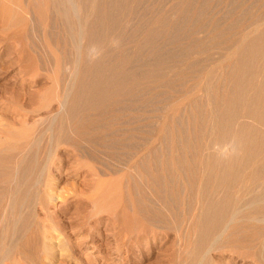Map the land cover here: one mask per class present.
<instances>
[{
    "label": "rangeland",
    "instance_id": "rangeland-1",
    "mask_svg": "<svg viewBox=\"0 0 264 264\" xmlns=\"http://www.w3.org/2000/svg\"><path fill=\"white\" fill-rule=\"evenodd\" d=\"M134 1H136V2H134ZM184 1H189V2H188V4L183 6V7H185L183 9V7H181V5ZM191 1L192 0H182V1L178 0V2H177V0H145V1H142V0H132V1L131 0H119V1L118 0H116V1L115 0H84V1L83 0H76V2L79 5V9H78L79 12H78V14H76L74 9L70 5V3L67 2V0H37V2L35 0H26V1L25 0H0V129L4 128L5 125L8 123L10 125H13V133H15V131H17L19 134H20V132L21 133L23 132V134L26 133V134L31 135L32 145L26 149L24 156L26 155V157H28L29 159H33V162L35 161L34 176H33V171H32V173H31L32 179L30 180V182H32V183L34 182L33 184L31 183L32 186H30V189L31 190L33 189V191H31L29 189L28 183L30 185V182L26 183L25 181H22V183H24V185L27 184V186H28L27 192L30 195H28L27 197L29 200L27 199L28 201H25L27 197L25 198L24 202H22V206H23V203H24V206L23 207L21 206L19 208L17 207L19 211L17 209H15V211H14V209H10V208H8V210L5 209L6 210L5 212H4V210H2L3 215L5 213V216H4L5 218H3L4 221H1V222H3V224L2 225L0 224V226H1L0 227V237H1L0 240H2V242H3V244H2L3 246L0 245V248H1V250L2 249L4 250V247H5L6 251L5 250L0 251V253L2 252L1 253L2 255L0 254V258H1L0 264H26V263L27 264H34V263L29 262L31 260L30 258L28 260L25 257L28 254V251H30L31 247H32L31 246L32 245V243H31L32 233H30L31 237L29 236V234H26V233H29V231L33 232L32 228H33V225L35 224L34 220H36V219L33 220L34 212H33V217H32L33 225H30L31 228L29 227V229H31L32 231L27 229L28 228L27 226H22L23 225L22 222H23V218H24L25 214L27 215V213H29V212L31 213L33 208L36 209L38 207L37 204H39L38 203L39 200L42 198L41 197L42 194L40 193L39 188L42 187L41 191H43L42 193H44V190H43L44 186L43 185L41 186L42 183L40 181H42L41 179L46 178L49 175L48 174L46 175V172H45L46 176H44V175L42 176L41 171H42L43 167H40V166H43L45 159H47L46 156H48L49 151L51 150L52 147L54 148V146L56 147L54 149H57L55 158H61L60 160H63L65 158L64 156H67V155H64V154H66V152H65L66 149H68L67 153H70V154H68V155H70L69 156V162L64 161L63 164H60L62 166H59L58 169L56 167V169H54L52 171L53 175L56 176V178H55V180H56L55 186L56 187H54V190H53L54 192L52 191L53 193L52 192H50V193L54 194L56 196V198L58 197V199L55 198V200H57V201L56 202L54 201V203H53L54 205H52L53 208L51 207V211H53L56 215V222L58 223V228L56 230H54L55 232L52 231L54 237L51 241H49L50 239L47 238L50 243L47 241V239H45V243L46 242L48 243V244L46 243V247L48 245L47 250L40 251L39 254H36V257L34 255L32 257V259L38 258L37 260H39V264H157V263L158 264H167L166 263L167 260H165V257H166L165 253L167 250L166 245L169 243L170 237L164 231H161V234H159V236L156 238H154V236H152L151 234L149 235L146 233L143 235H139L140 237L138 235L134 236V234H132L133 237H131L132 238V239H130L131 241L130 240L128 241V238H127L128 235L126 234V230L123 227V220L127 219L128 217L126 215L122 216L121 213L125 210L129 211L131 209L132 201L135 198L136 199L141 198V200L144 199L145 202H149L148 199L142 198L143 196L141 194H138V193L135 194L134 193V190L137 189L136 188V181H135V179H137V178H135V177H138V173H136L137 171H135L134 169L131 168V164L133 161H135V160L139 159L140 157L148 154V152L150 150L157 149V148L160 149L161 141L165 137L169 138V141L171 142V147H173V146L175 147L177 145L179 146L181 143H184L187 140V134L186 133L188 131L192 133L193 130H194L193 131L194 134L196 133V135H195L196 137H198V136L201 138L203 137V138H205L206 143L209 142L208 148H210L211 150L218 148V145L214 144V134L211 131V128L209 126L210 124H207L206 126H204L203 127L204 129L202 128L203 130H201L199 127H196L194 129L195 123H194V121H191V117L197 118L200 114H202L205 111V109H206V111H210L208 109L211 108L208 105V106H205L206 108L204 107L205 109L203 108V111H202L201 108L195 106V104H196L195 101H199L200 99L204 101V99H206L207 89L210 88L209 86H211V85L213 86V83H212L213 78H217L220 74H222L221 72H223V70L225 68L224 65L227 63V66H228V64L231 63V61L234 59L233 57H235L237 55V53L239 52V47L241 45H245L251 38L257 37V35H259V33L264 29V27H263L264 26V14H263L264 12H262L263 11L262 9H264L263 8L264 0H262V1L261 0H249V1L244 0V1H246L245 4L248 7H246L243 0H241L242 1L241 3L237 2L238 1L237 0L236 2H234V4L232 3V0H231L230 4H229L228 0H197L196 1L197 3L195 5H194V2L192 4ZM31 2H35V3H31ZM118 2L120 3L119 6L117 5V4H119ZM205 2H207V3L205 4ZM36 3H38L39 7L37 6ZM107 3H108V5H107ZM134 3H136V4L133 5ZM98 4H99V6H98ZM189 4H192L191 7ZM202 4H204V5H202ZM240 4L241 5L244 4V6H243L244 8L240 7L241 6ZM125 5H127V6H125ZM132 5L135 7H133ZM227 5H228V7H227ZM110 6H115V12H117L116 13V16H117L116 20L117 21L114 23V25H116L115 27H117V28L116 29L113 28L112 30H110L111 32H109V31L106 32L107 27L109 29L111 28L110 26H108V25H110V24H108L109 19L105 20L104 17H103L104 19L101 17L100 23H103L102 29L104 30V37L101 39L97 38V37L96 38L90 37L88 32H89L90 27L94 23V19H96L97 12H101V14H104V12L108 11ZM174 6H175V8H174ZM256 6H258L257 9L260 8V10L255 9ZM120 7H121V9H120ZM197 7L198 8L200 7L199 10H197L198 9ZM202 7H204L203 10H202ZM205 7L206 8L208 7V8L205 9ZM230 7H232V9ZM249 7H250V9L251 8H253V9L250 10ZM122 8H124V9H122ZM128 8H129V10H128ZM233 8H234L235 14H233V12H232ZM241 8L242 9L247 8V10L245 9L244 10L245 12L243 11L241 13V10H239ZM133 10H135V11H133ZM248 10H250V11H248ZM126 11H127V13H126ZM197 11H200V12L205 11V12H201V13L199 12L198 13ZM119 12H120V15H119ZM124 12H125V14H124ZM192 12H193V14H192ZM253 12H255V13H253ZM175 13L177 14V16ZM258 14H259L260 18L258 17ZM78 15H79L80 20L77 18ZM139 15H141L142 17ZM150 15H151V17H150ZM196 15H197V17H196ZM131 16H132V18H131ZM135 16H137V17L135 18ZM146 16H148V17H146ZM139 17L141 19L138 20ZM160 17H164L165 20H167V21H165L164 25L162 22L161 23L159 22ZM179 17H181V18H179ZM189 17H191V18H189ZM235 17H237V18H235ZM129 18H130V21H129ZM144 18H145V21H144ZM171 18H173V19H171ZM195 18L197 19V21L202 22V25H200V27L198 25L199 23H197ZM246 18H248V20H246ZM254 18H256V19H254ZM181 19H182V21H181ZM193 19H194V21H193ZM217 19H218V21L215 22ZM235 19H237V20L239 19V21H237ZM243 19L245 21H243ZM92 21H93V23H92ZM128 21H129V24H128ZM206 21H208V22H206ZM236 21L239 24V26L236 23ZM242 21L244 22L243 24H242ZM255 21H256V23H255ZM79 22L81 23L83 28L85 26L84 29L86 31L80 39L78 37H76V38L74 37V32L77 33L76 30L78 29ZM176 22L178 25L176 24ZM186 22H187V24H186ZM229 22L232 25L229 26V24H230ZM239 22H241V23H239ZM245 22L250 23V24H246ZM259 22H261V23H259ZM169 23L172 25L171 28L169 26L170 25ZM206 23H207V25H206ZM190 24L192 27H189ZM245 24H246V26H245ZM127 25H129V26H127ZM161 25H163V26H161ZM212 25H215L218 27H216V29H215V27ZM247 25L248 26L251 25V26H249L247 28ZM111 26H112V24H111ZM164 26H168V27H164ZM227 26L230 27V30H229V27H227ZM231 26H234V27H231ZM70 27H72V28H70ZM150 27H151V30H153L155 28V30L158 29L160 32L156 31V33H153L155 35H152ZM209 27H211V28H209ZM169 28L171 30H169ZM127 29H128L129 34H127ZM254 29H256V30H254ZM140 30H141V32L144 30L142 32V34H141ZM220 30H222V32L224 31L223 34ZM135 31H136V33H135ZM225 31H227V32L225 33ZM235 31L238 32L239 34L236 33ZM115 32H116V34H115ZM167 32L168 33L170 32L168 34V36H166ZM199 32H200V34H199ZM207 32L210 33L211 37L208 36L209 33H207ZM215 32H217V33H215ZM232 32H233V34H232ZM117 33H118V35H117ZM183 33H184V35H183ZM195 33H197V34L195 35ZM108 34H109V36H108ZM113 34H115V35L113 36ZM135 34H136V36L132 37ZM170 34L173 37L170 36ZM221 34H222V36H220ZM126 35H127V38H126ZM205 36H208V37H205ZM212 36H216V37H212ZM89 37H90V40H89ZM136 37H139V38H136ZM152 38H153L154 42H153ZM172 38H173V40H176V41L174 42L173 40H171ZM209 38H214V39H212V41L210 42L207 40ZM216 38L219 40H217ZM222 38L225 40L224 42L221 41ZM248 38H250V39L248 40ZM108 39H109V41H108ZM124 39H126V40H124ZM233 39L235 40L234 42H233ZM122 40H124V43H126V44H124L122 42ZM141 40L143 41V43H141L142 42ZM148 40H150L151 42ZM166 40H167V42H166ZM203 40H205V41H203ZM96 41L98 44L96 43ZM120 41L124 45H122ZM127 41H128V44H127ZM168 41H173V42L170 43ZM201 41H203V42H201ZM207 41H208V43H207ZM216 41H218V42L215 43ZM135 42H136V44H135ZM197 42H199V43H197ZM205 42H206L207 46L204 45ZM139 43L141 44V46H139ZM88 44H89V46H88ZM117 44H119L120 46L117 47ZM150 44H152V45H150ZM201 44H202V46H201ZM73 45H74V47H73ZM195 45H197V47ZM222 45H225V46H222ZM170 46H172L173 48ZM218 46H219V48H218ZM227 46H228V48H227ZM107 47H109V48H107ZM110 47H111V49H110ZM138 47H141V48H138ZM199 47L200 48L201 47L202 48L207 47V49L203 50L201 48L202 51L201 50L198 51L197 48L200 49ZM224 47H226V48H224ZM94 48H96V49H94ZM125 48L128 50H126ZM161 48H162V50H161ZM190 48H192V49H190ZM106 49H108V50H106ZM189 49L192 52H190ZM197 51L201 52V53H198ZM194 52H197V53H194ZM186 53H190V54L189 55L187 54V56H185ZM107 54L111 55V56H108L110 58V60L107 58V60L110 61L109 63L113 66H116L119 63L120 67L122 69H124V71L126 72L125 73L126 77H128L129 81L131 80V82L128 81V83H126L127 88H130V87H133V85L136 86L139 84L140 87H142V86L144 87L142 90V92H144V93L139 94L141 97V98H138L139 100L136 99V100H130L129 101V99L124 98L125 100L123 99V102L126 103V105H125L126 108H124V110L120 111L118 108L116 110V108L113 107L114 109L111 108V112L109 111V112L105 113V115H107V116H105L106 117L105 119H107L110 122H115L114 129L116 127L117 135L121 139L128 138L127 143L129 145L125 146V147L123 146L124 148L123 147L122 148H120V147L116 148L115 147L113 149L114 153L116 154V155L114 154L115 158L111 159V162H113V163L108 161L110 159L107 156L101 154L103 159L107 158L106 159L107 162H110L109 167H103V166L96 164V163L95 164L98 166L94 165V163H92L90 161V159H88L87 157H84L77 146H70V145L63 143L62 134L60 133V131L58 130L57 127H59V125L63 122V120L65 118L66 111L63 110V107L61 104L65 98L66 87H68L70 89L72 86V91L70 89V93L74 94L76 92L75 90H77L79 88V80L81 78H83V74H82L83 71L82 70L85 69V67L86 68H88V66L91 67L92 66L91 64H94V62H96L95 61L96 59L101 58ZM113 54H114V56H113ZM115 54H116V56H115ZM138 54H139V56H138ZM200 54H202V55H200ZM208 54H210V55H208ZM232 54L233 55L236 54V55L231 57ZM167 55H168V57H167ZM172 55L174 57L177 56V58H173ZM204 55H208V57L207 56L205 57ZM135 56H137V57H135ZM189 56H190V58H188L189 59L188 60L187 57H189ZM199 56H201V58L203 60L200 59ZM211 56H213V57H211ZM161 57H163V58H161ZM203 57H205L207 60H205V58H203ZM229 57H231L230 60L228 59ZM114 58L116 61L114 60ZM118 58H119V60H117ZM171 58H173V60ZM178 58H180V59H178ZM76 59L77 60L81 59L82 62H80V64L81 63L82 64L79 66L78 69H73V67L76 65V61H77ZM133 59H134V61H133ZM118 61H120V62H118ZM130 61H133V62H130ZM199 61H202V62H199ZM137 62H141L142 64L140 65V63H137ZM160 62H161V64H160ZM129 63L130 64L133 63L135 65L134 66L133 65L128 66V65H130ZM170 63L171 64L173 63V65H169ZM177 63H179V64H177ZM189 63L191 65H189ZM146 64H148V66ZM152 64H153V66H152ZM175 64H177V65H175ZM70 65H71V68H70ZM184 65H185V67H184ZM227 66H226V68H227ZM192 67H194V68L192 69ZM198 67H199V70H202V71H199ZM69 68L71 70H69ZM81 68H82V70H81ZM148 68L151 70H149ZM160 69H162V70H160ZM180 69H182V70L180 71ZM189 69H191L192 71H195V72H192L191 70H190L191 71L190 72ZM176 70H177V72H176ZM151 71H154L156 73L155 78L152 79V77L146 76L145 78L141 79V81H140L139 76H141V75L138 76L139 72L140 73L146 72L147 75H149V73ZM162 71H163V73H162ZM184 71L185 72L189 71L190 73H184ZM73 72L74 73L76 72L77 76L78 75L79 76L78 77L76 76V79L74 77V78H72V80H70ZM178 72L183 73V74L182 73L180 74L181 77L183 75H186L187 79L185 78V76H183L182 80L186 79V81H184V82H187V83H185L187 85L183 84L182 81L178 82L177 85H176V83H175V85H174V83H173V85H171L172 82L169 84L167 83V81L169 80L168 77H170V76L173 77L176 74H178ZM193 74H194V77H193ZM205 74H206V76H205ZM189 76H190V78H193V80L188 79ZM61 79H63V80H61ZM135 79L137 81H135ZM64 82H65V84H64ZM156 84H157V87H155ZM162 84H164L165 86L164 85L162 86ZM196 84H198V85H196ZM168 85L169 86L171 85L170 87H173V86L174 87L170 88ZM193 85H196V86H193ZM74 86H75V88H74ZM191 86H193V87L191 88ZM147 87H148V90H147ZM177 88H178V90H177ZM189 88H191V89H189ZM190 90H192V91H190ZM177 91H179V92H177ZM186 91H189V92H186ZM157 92H158V94H157ZM192 92H194V93H192ZM190 95H192V96H190ZM70 96H72V95L70 94ZM154 96H155V98H154ZM115 98H116V100L114 101V103H116V101H118V99H120V96L118 97V95H117V97H115ZM142 99H144V100H151L152 99L153 103L151 102L150 103L151 105L148 106L147 108H145L146 110H144V108L139 107V105L141 104L140 102H142L141 101ZM159 99H162V100H159ZM126 100H127V102H125ZM161 101L163 102V104ZM192 102H193V104H192ZM165 103H166V105H165ZM128 105H130V106H128ZM152 105L154 107L155 106L156 107L154 108ZM161 105H163V108ZM136 106L139 107L141 110L139 108H136ZM160 106H161V108H159ZM69 107H70V104L68 103L65 109L67 110ZM131 108H132V110H131ZM195 108H197V109H195ZM180 111L182 112V114H180L181 113ZM53 112L56 114V116L59 115V117H57L58 120L55 121L56 123L54 122L55 123L54 125L57 129V130L55 129V131H52L48 127L49 126L48 124H50V122H51L50 119L46 120V117H48L49 114H54ZM127 112H130V113H127ZM175 112L177 115L175 114ZM124 113H125V115H124ZM189 113H192V114H189ZM109 114H110V116H109ZM114 114H115V116H114ZM137 115H138V117H137ZM181 115H183L184 118L180 117ZM119 116H120V118H119ZM121 117H123V118H121ZM133 117H134V120H132ZM146 117H147V119H146ZM174 117H176V118H174ZM124 118H125V120H124ZM182 118H183V120H182ZM184 119H186V120H184ZM168 120L170 123L168 122ZM188 120L190 121L189 123H188ZM241 120L251 121L250 119L248 120L247 118H242ZM125 121H127V123ZM22 122L26 123V125L28 126V129H27L28 131L26 130V132H25V130H23V128L21 127ZM121 122L124 124H122ZM181 126L184 128V130H186L187 128L188 129L191 128V129L184 131V130H181L182 129ZM191 126H193V127H191ZM34 127H36V128H34ZM126 128H128L129 130L126 131ZM209 128H210V130H209ZM122 129H124V130H122ZM198 130H199V132H198ZM52 132H53V135H51ZM178 132H180V133H178ZM207 133H209V134H207ZM120 134H122V135H120ZM37 135L40 138L39 137L37 138ZM123 135L125 137H123ZM206 135H208V136H206ZM0 138H1V142L6 141L5 134L3 132H1V130H0ZM159 138H160V140H159ZM185 138H186V140H185ZM37 142H38V144H37ZM130 143L133 144V147H131L132 144L130 145ZM135 143H137V144L135 145ZM151 143H152V145L150 146L149 144H151ZM194 146H197V145L194 144L193 147ZM48 147H50V149ZM224 148H225V152H224L225 155H229L231 153V151H233V149H235V147L230 143L226 144V147H224ZM47 149H49V150L46 151ZM33 153L35 154L36 157H34ZM32 155H33V158H32ZM36 158H37V161H36ZM119 159H121V160H119ZM38 161H40V162H38ZM37 162L39 164H36ZM115 166H116V168H115ZM99 167L100 168L103 167L104 170L106 169V173L103 174L104 171H103V173H101L102 171L99 169ZM112 167H114V169H112L113 171L110 169ZM55 170H57V171H55ZM39 172H40V174H41L40 176H42V178L38 177ZM54 172H56V173L54 174ZM88 173H89V175H87ZM25 176H26V174H25ZM110 177L113 179V181ZM36 180H38L41 183L40 186H39V182ZM43 180H45V179H43ZM36 183H38V184H36ZM133 184H135V185H133ZM130 185H131V187H130ZM140 187H139V189H140ZM38 189H39V191H38ZM141 189H144V190L149 189L150 190L151 187H149V186L147 187V185H145V186L141 187ZM29 190H30V192H29ZM37 191L41 194L39 197H38L39 194L37 193ZM48 192H49V190H48ZM55 192H57L56 194H58L60 192L58 194L59 196H57L55 194ZM131 192H132V194H131ZM36 193H37V196L35 195ZM125 194L127 196H125ZM34 197H35V199H34ZM121 198H122V200H121ZM3 199H2V204H3V206H6L8 204L9 198L3 197ZM34 200H36L37 203ZM32 204H34L35 207ZM29 207L31 209H29ZM122 207L124 208V210L122 209ZM3 209H4V207H3ZM11 211H13V212H11ZM16 211H18L19 213L17 212L16 213L17 215L13 214ZM56 211L57 212L59 211V212L57 213ZM11 213L14 216L16 215L15 216L16 220L14 218H12L13 215H10ZM6 214H7V216H6ZM22 214H24V215L22 216ZM20 215L22 216V218L21 217L19 218ZM36 216L37 215H35V218H36ZM40 217H42V216H40ZM19 219H20V221L17 223V221ZM12 220H14L16 222L17 227L15 226L16 225L15 222H14L15 225L13 224V222H11ZM32 222H31V224H32ZM10 223H12V225ZM6 226H9V227L6 228ZM21 226L23 228H21ZM14 227H16V228H14ZM25 227L28 231H26L24 229ZM23 229H24V231H23ZM13 231L14 232L16 231V232L14 233ZM117 231L119 233L122 232L121 235L122 234H126V235H123L124 237H122ZM24 232H26V233H24ZM165 236H167V237H165ZM27 237H30V238H27ZM117 237L118 238L120 237V238L118 239ZM124 238H126V239L124 240ZM146 238L150 239V241ZM27 239H28V241H27ZM29 241L31 243L30 245H29ZM25 242L28 243L27 244L28 247L26 246ZM50 245L53 246V247H51L52 248L51 250H49ZM24 246H26V247H24ZM29 246H31V247H29ZM39 246L41 247V243ZM27 248L28 249L30 248V250H28ZM194 248L195 247H193V249H192L191 246H189V250H187V256H186L187 261L186 262H188L189 264L193 263V261L195 259V258H193V252H191L192 250H194ZM19 249L22 253L19 251ZM204 250L206 251V248H203L200 251V254L203 253V255L205 257V254H204L205 251ZM45 252L47 253V255H50L53 257H51V258H50V256L47 257ZM3 253H7V254H3ZM164 254H165V256H164ZM210 254L212 256H214V258H216V257H217V259L221 258V259H219V261H221V260H224L223 262L226 261L225 258L227 257L226 256L227 254L223 255L224 259L222 256L217 255V253H215L214 251L210 252ZM210 254H207L206 256L208 257ZM42 255L44 256V258L41 257ZM189 255H192L193 259ZM188 256L191 258L192 262H190L191 260L189 259ZM24 257H25V260L23 259ZM45 257H46V259H45ZM41 258L44 260H41ZM35 259H33V260H35ZM200 259L201 258H199L198 260H200ZM33 260H32V262H33ZM198 260L195 259V262L197 264H198V262H197ZM43 261H44V263H43ZM204 261H206L205 258L203 259V262ZM215 261H216V259H215ZM195 262L193 264H195ZM241 263H242L241 260L236 259L231 264H241ZM242 264H245V262H243ZM247 264H253V263L249 262Z\"/></svg>",
    "mask_w": 264,
    "mask_h": 264
},
{
    "label": "bare ground",
    "instance_id": "bare-ground-1",
    "mask_svg": "<svg viewBox=\"0 0 264 264\" xmlns=\"http://www.w3.org/2000/svg\"><path fill=\"white\" fill-rule=\"evenodd\" d=\"M35 1L37 2V0H35ZM142 1H145V0H142ZM196 1L197 0H194V1L192 0L191 3L193 4V2H194V5H195L197 3ZM228 1L230 4L231 0H228ZM236 1L237 0H232V3L234 4V2H236ZM247 1H249V0H247ZM67 2L70 3V5L74 9L75 13L78 14L79 5L76 2V0H67ZM134 2H136V1H134ZM177 2H178V0H177ZM188 2L189 1H184L183 3L181 2L182 5L180 3L179 4L181 5V7H183L186 4H188ZM237 2L241 3L242 1L238 0ZM243 2H244V4L246 3V1H244V0H243ZM31 3H35V2H31ZM206 3L207 2H205V4ZM36 4L39 7L38 3H36ZM99 4H98V6H99ZM135 4L136 3H134L133 5H135ZM192 4H189L190 7ZM244 4L243 5L240 4L241 5L240 7H243ZM107 5H108V3H107ZM117 5L119 6L120 3ZM202 5H204V4H202ZM228 5H227V7H228ZM125 6H127V5H125ZM133 7H135V6H133ZM232 7H230V8L232 9ZM246 7H248V6L246 5ZM257 7L258 6H256L255 9H257ZM174 8H175V6H174ZM184 8L185 7H183V9ZM199 8L197 10H199ZM203 8L204 7H202V10H203ZM207 8L205 7V9H207ZM263 8H264V6H263ZM120 9H121V7H120ZM122 9H124V8H122ZM245 9L247 10V8H245ZM245 9L241 8L239 10H241V13H242ZM249 9H250V7H249ZM252 9L253 8H251L250 10H252ZM258 9L260 10V8H258ZM128 10H129V8H128ZM250 10H248V11H250ZM262 10H263L262 12H264V9H262ZM133 11H135V10H133ZM197 12L199 13L200 11H197ZM201 12H205V11H201ZM232 12H233V14H235L234 8H233ZM116 13L117 12H115V6H110L108 11L104 12V14H101V12H97L96 19H94V23L92 21L93 25L90 27L89 32L87 31L89 33L90 37H93V38L97 37L100 39L104 37V30L102 29L103 23H100L101 17L102 18L104 17L105 20L109 19L108 24H110V25H108V24L107 25L110 26L111 28L109 29L107 27L106 32L107 31L111 32L110 30H112L113 28L116 29L117 27H115L116 25H114V23L117 21L116 20V17H117ZM126 13H127V11H126ZM253 13H255V12H253ZM124 14H125V12H124ZM192 14H193V12H192ZM119 15H120V12H119ZM141 15H139V16H141ZM176 16H177V14H176ZM136 17L137 16H135V18ZM146 17H148V16H146ZM150 17H151V15H150ZM196 17H197V15H196ZM258 17L260 18L259 14H258ZM77 18L79 19V15ZM131 18H132V16H131ZM179 18H181V17H179ZM189 18H191V17H189ZM235 18H237V17H235ZM139 19H141V18L139 17L138 20ZM171 19H173V18H171ZM218 19L215 22H217ZM254 19H256V18H254ZM235 20H237V19H235ZM246 20H248V18H246ZM129 21H130V18H129ZM129 21H128V24H129ZM144 21H145V18H144ZM165 21H167V20H165L164 17L159 18V22L160 23L162 22L163 25H164ZM181 21H182V19H181ZM193 21H194V19H193ZM196 21H197V19H196ZM237 21H239V19ZM237 21H236V23H237ZM243 21H245V20L243 19ZM243 21H242V24L244 23ZM206 22H208V21H206ZM261 22H259V23H261ZM197 23H199L198 24L199 27H200V25H202V22L197 21ZM239 23H241V22H239ZM255 23H256V21H255ZM111 24L113 27L111 26ZM176 24H177V22H176ZM186 24H187V22H186ZM246 24H250V23H246ZM246 24H245V26H246ZM163 25H161V26H163ZM206 25H207V23H206ZM215 25H212V26H214L216 29V27H218V26H215ZM230 25H232V24L230 23L229 26ZM127 26H129V25H127ZM169 26L171 28L172 25L170 24ZM229 26H227V27H229ZM238 26H239V24H238ZM249 26H251V25H249ZM249 26L247 25V28ZM164 27H168V26H164ZM189 27H192L191 24ZM231 27H234V26H231ZM70 28H72V27H70ZM84 28H85V26H84ZM84 28L82 27L81 23L79 22L78 29L76 30L77 33L73 31L74 37L75 38L78 37L80 39L82 37V35L86 32ZM170 28H169V30H171ZM209 28H211V27H209ZM150 30H151V27H150ZM229 30H230V27H229ZM254 30H256V29H254ZM136 31H135V33H136ZM156 31L158 32L159 30L158 29L155 30V28H154L153 30H151V34L155 35L153 33H156ZM220 31L222 32V30H220ZM140 32H141V30H140ZM142 32H141V34H142ZM223 32H222V34H223ZM226 32L227 31H225V33ZM169 33L167 32L166 36H168ZM207 33H209V32H207ZM215 33H217V32H215ZM236 33H238V32H236ZM115 34H116V32H115ZM115 34H113V36ZM127 34H129L128 29H127ZM196 34L197 33H195V35ZM199 34H200V32H199ZM222 34L220 36H222ZM232 34H233V32H232ZM117 35H118V33H117ZM183 35H184V33H183ZM108 36H109V34H108ZM135 36H136V34L132 37H135ZM170 36H172V35L170 34ZM208 36L211 37L210 33ZM208 36H205V37H208ZM216 36H212V37H216ZM90 37H89V40H90ZM126 38H127V35H126ZM136 38H139V37H136ZM109 39H108V41H109ZM212 39H214V38H209L207 40L211 42ZM222 39H221V41L224 42L225 40L224 39L222 40ZM249 39L250 38H248V40ZM124 40H126V39H124ZM124 40H122L123 43H124ZM152 40H153V38H152ZM171 40H173V38ZM205 40H203V41H205ZM217 40H219V39H217ZM148 41H150V40H148ZM173 41L175 42L176 40H173ZM173 41H168V42L171 43ZM203 41H201V42H203ZM208 41H207V43H208ZM234 41L235 40L233 39V42ZM122 42H121L122 45L126 44V43L123 44ZM153 42H154V40H153ZM166 42H167V40H166ZM217 42L218 41H216L215 43H217ZM96 43H97V41H96ZM141 43H143V41ZM197 43H199V42H197ZM119 44H117V47L120 46ZM127 44H128V41H127ZM135 44H136V42H135ZM202 44H201V46H202ZM150 45H152V44H150ZM204 45L207 46L206 42L204 43ZM88 46H89V44H88ZM139 46H141L140 43H139ZM195 46L197 47V45H195ZM222 46H225V45H222ZM73 47H74V45H73ZM170 47H172V46H170ZM107 48H109V47H107ZM138 48H141V47H138ZM192 48H190V49H192ZM201 48L200 49L197 48V50L202 51V49L203 50L207 49V47L202 48V49ZM218 48H219V46H218ZM224 48H226V47H224ZM227 48H228V46H227ZM94 49H96V48H94ZM110 49H111V47H110ZM106 50H108V49H106ZM126 50H128V49H126ZM161 50H162V48H161ZM190 52H192V51L190 50ZM197 52H194V53H197ZM198 53H201V52H198ZM187 54L189 55L190 53H186L185 56H187ZM202 54H200V55H202ZM208 55H210V54H208ZM208 55H204V56L208 57ZM234 55H236V54H234ZM234 55L232 54L231 57ZM108 56H111V55L107 54L101 58L96 59L95 60L96 62H94V64H91L92 65L91 67L90 66H88V68L85 67V69H83V70L81 68V70L83 71L82 72L83 78H81V79L79 78L80 79L79 80V88L77 90H75L76 92L74 94L70 93V89L72 91V86L70 89L68 87H66L65 98L61 104L63 107V110L66 111L65 118H64L63 122L59 125V127H57L58 130L60 131V133L62 134L63 143L70 145V146H77L84 157H87L88 159H90V161L92 163H94V165L99 164L103 167H109L111 159L115 158L114 157L115 153L113 151V149L115 147L116 148L117 147L122 148L123 146L125 147V146L129 145L127 143L128 138L121 139L117 135L116 127L114 129L115 122H110L107 119H105L106 118L105 116H107V115H105V113H107L109 111L111 112V108H113V107H115L116 110H117V108L120 111L124 110V108H126V106H125L126 103L123 102L124 98L129 99V101L130 100H136L138 98H141L139 95L140 93L141 94L144 93V92H142L144 87L143 86L140 87L139 84L136 86L133 85V87L127 88L126 83H128L129 79H128V77H126V74H125L126 72L124 71V69H122L120 67L119 63L116 66L111 65L109 63L110 61L107 60V58L110 60V58ZM113 56H114V54H113ZM115 56H116V54H115ZM138 56H139V54H138ZM135 57H137V56H135ZM163 57H161V58H163ZM167 57H168V55H167ZM199 57H200V59H202L201 56H199ZM205 57H203V58H205ZM211 57H213V56H211ZM231 57H229L228 59L230 60ZM173 58H177V56H175V57L173 56ZM173 58H171V59L173 60ZM188 58H190V56L187 57V59ZM233 58L234 59L231 61V63L228 62L229 63L228 66H227V63L224 65L225 68H226V66H227V68L226 69L224 68L223 72H221L222 74H220L219 76L216 74L218 77L213 78V82H212L213 86L211 85L212 87L209 86L210 88L207 89L206 99H204V101L201 99L199 101H195L196 102L195 106L201 108L202 111H203V108L205 106H208V105L211 107L210 109H208L210 111H206V109H205L206 107H205L204 108L205 111L202 114H200L198 117L196 116L197 118L191 117V121H194V123H195V124L193 123L195 125L194 129L196 127H199L201 130H203L204 126H206L207 124H210L209 126L211 128L212 133L214 134V144L218 145V148L214 149V150H211L210 148H208L209 142L206 143L205 138H203V137L202 138L199 136L196 137L195 136L196 133L194 134V132H193L194 130H193L192 133L189 131L186 133L187 134V140L185 138L186 141L184 143H181L179 146L177 145L175 147L174 146L171 147V142L169 141V138L163 137L164 139L161 141L160 149L157 148V149L150 150L148 152V154H146V155L140 157L139 159L133 161L131 164V168L134 169L135 171H137L136 173H138V177H135V178H137V179H135L137 189L134 190V193L135 194L136 193L141 194L143 196L142 198L148 199L149 202H145V200L144 199L141 200V198L140 199L135 198L132 201L131 209L129 211L125 210L121 213L122 216L126 215L128 217L127 219L123 220V227L126 230V234L128 235V237H127L128 241L130 239H132L131 238V237H133L132 234H134V236H136V235L139 236V235H143L146 233L149 235L151 234L152 236H154V238H156L159 236V234H161V231H164L170 237V241L168 243L169 245L168 244H167L168 246L166 245L167 250L165 253L166 254L165 260H167V262H166L167 264H187L188 262H186L187 261L186 256H187V250H189V246H191L192 249H193V247H195L194 250L191 251V252H193V258H195L197 260L199 258H201L200 260L197 261L198 264H231L236 259L241 260L242 263L245 262V264H247L249 262H252L253 264H264V29L259 33V35H257V37L251 38L245 45H241L239 47V52ZM81 59L80 60L76 59L77 60L76 65L73 67V69L79 68V66L82 64V63L80 64V62H82ZM178 59H180V58H178ZM114 60H115V58H114ZM117 60H119V58ZM205 60H207V59L205 58ZM133 61H134V59H133ZM133 61H130V62H133ZM118 62H120V61H118ZM141 62H137V63H140V65H141L142 64ZM161 62H160V64H161ZM199 62H202V61H199ZM177 64H179V63H177ZM177 64H175V65H177ZM131 65L134 66L135 64L132 63L128 66H131ZM146 65L148 66V64H146ZM169 65H173V63L172 64L170 63ZM189 65H191V64L189 63ZM152 66H153V64H152ZM184 67H185V65H184ZM70 68H71V65H70ZM70 68H69V70H71ZM193 68L194 67H192V69ZM149 70H151V69H149ZM160 70H162V69H160ZM181 70L182 69H180V71ZM190 70L191 69H189V71ZM198 70H199V67H198ZM185 71H184V73H190L192 70L190 72L189 71L185 72ZM199 71H202V70H199ZM176 72H177V70H176ZM192 72H195V71H192ZM162 73H163V71H162ZM181 73L178 72V74H176L173 77L169 75L171 78L168 77L169 82L166 80L167 83L169 84L172 82L171 85H173V83H174V85H175V83L177 85V83L180 81H182L183 84L187 83V82H184L187 79L186 75H183V76H185L186 79L182 80L183 76L181 77V75H180ZM139 75H141V76H139ZM155 75H156V73L154 71H151L149 73V75H147L146 72L145 73L139 72V74H138L140 81H141V79L145 78L146 76L152 77V79H153V78H155ZM76 76H77V73L73 72L70 80H72V78H74V77L76 79ZM205 76H206V74H205ZM193 77H194V74H193ZM136 79H135V81H137ZM188 79L193 80V78H190V76ZM61 80H63V79H61ZM129 82H131V80ZM64 84H65V82H64ZM198 84H196V85H198ZM163 85L164 84H162V86ZM185 85H187V84H185ZM196 85H193V86H196ZM193 86H191V88ZM155 87H157V84L155 85ZM173 87H170V88H173ZM74 88H75V86H74ZM191 88H189V89H191ZM147 90H148V87H147ZM177 90H178V88H177ZM192 90H190V91H192ZM179 91H177V92H179ZM186 92H189V91H186ZM194 92H192V93H194ZM70 94L72 96H70ZM157 94H158V92H157ZM117 95H118V97L120 96V99H118V101H116V103H114V101L116 100L115 97H117ZM192 95H190V96H192ZM154 98H155V96H154ZM159 100H162V99H159ZM141 101L142 102H140L141 104L139 105V107L144 108V110H146L145 108H147L148 106L151 105L150 104L151 102L153 103L152 99L151 100L142 99ZM125 102H127V100ZM68 103L70 104V107L66 110L65 108H66ZM162 104H163V102H162ZM192 104H193V102H192ZM165 105H166V103H165ZM128 106H130V105H128ZM161 106L163 108V105H161ZM161 106L159 108H161ZM139 107L136 106V108H139ZM195 109H197V108H195ZM131 110H132V108H131ZM127 113H130V112H127ZM110 114H109V116H110ZM115 114H114V116H115ZM175 114H176V112H175ZM180 114H182V112ZM189 114H192V113H189ZM124 115H125V113H124ZM57 117H59V115L56 116L55 113L49 114L48 117H46V120L50 119V121H51L50 124H48L49 126L48 125L47 126L52 131H55V129H56L54 124L56 123L55 121L58 120ZM123 117H121V118H123ZM137 117H138V115H137ZM180 117H183V115H181ZM119 118H120V116H119ZM125 118H124V120H125ZM174 118H176V117H174ZM183 118H182V120H183ZM242 118H247L248 120L250 119L251 121L241 120ZM146 119H147V117H146ZM132 120H134V117ZM184 120H186V119H184ZM125 122L127 123V121H125ZM168 122H169V120H168ZM189 122L190 121L188 120V123ZM122 124H124V123H122ZM21 127L23 128V130H25V132L28 129V126L26 125V123H23V122L21 123ZM191 127H193V126H191ZM34 128H36V127H34ZM210 128H209V130H210ZM190 129L187 128L186 130H184V128L182 127L181 130L187 131ZM0 130H1V132H3L5 134V137H6L5 142H1V138H0V224L2 225L3 222H1V221H4L3 218H5L4 217L5 213L3 215L2 210H4V212L6 210H8V208L14 209V211H15V209L18 210V208L22 206V202H24L25 198L28 195H30V194H28L27 190H28V186L30 189V186H32V184L34 183V182L33 183L30 182V180L32 179L31 178L32 171H33V176H34L35 161L33 162V159H29L28 157H26V155L24 156L26 149L32 145L31 135L26 134V133L23 134V132L22 133L20 132V134H19L17 131H15V133H13V125H10L8 123L5 125L4 128H2ZM122 130H124V129H122ZM128 130L129 129L126 128V131H128ZM198 132H199V130H198ZM178 133H180V132H178ZM207 134H209V133H207ZM51 135H53V132L51 133ZM120 135H122V134H120ZM206 136H208V135H206ZM38 137L39 136L37 135V138ZM123 137H125V136L123 135ZM159 140H160V138H159ZM228 143L232 144L235 147V149H233V151H231V153L229 155H225V153H224L225 148L224 147H226V144H228ZM37 144H38V142H37ZM131 144L132 143H130V145ZM136 144L137 143H135V145ZM194 144H196L197 146L193 147ZM149 145L151 146L152 143ZM131 147H133V144ZM48 148L50 149V147H48ZM54 148H56V147L54 146ZM54 148L53 147L51 148L48 156H46L44 154L47 157V159H45L43 166H40V167H43L42 171H41L42 176L43 175L46 176L47 174L49 176H47L46 178H43L45 180L41 179L42 181H40V182L42 184L38 180H36L39 182V186H40V184H41V186L42 185L44 186V189H43L44 193H42L43 191H41L42 187L39 188L40 193L42 194V196H41L42 198L41 199L39 198L40 200L38 199L39 204H37L38 207L36 209H34L32 207L33 210L31 211V213L29 212V213H27V215L25 214V216L23 218V222H22V224H23L22 226H27L28 227L27 229H29L30 225H33L32 217H33V212H34L33 220L34 219H36V220H34L35 224L33 225V228H32L33 232H30V231H29V233L24 232L26 234H29V236L31 235L30 233H32V237L30 236L32 239V241H31L32 247L29 246V247H31V250H30V248L29 249L27 248L30 251H28V254L25 257L28 260L30 258L31 260L29 262L34 263V264H39V260H37L38 258H36V259L33 258V259H35V260H33L32 257L34 255L36 257V254H39L40 251L47 250L48 245L46 247L47 242L45 243V239L48 238V239H50L49 241H51L54 237L52 231H54L58 228V223L56 222V215L53 211H51V207H52V205H54L53 204L54 201L55 202L57 201V200H55L56 196L54 194H52L54 192L53 191L54 187H56L55 186L56 176L53 175L52 171L54 169H56V167L58 169L59 166H62L60 164H63L64 161L69 162V156L70 155H68V154H70V153H67L68 149H66V151H65L66 154H64V155H67V156H64L65 158L63 160H60L61 158H55L57 149H54ZM49 149H47L46 151H48ZM101 154L107 156L110 159V160H108L110 162H107V160H106L107 158L103 159ZM33 155H34V157H36L34 153H33ZM33 155H32V158H33ZM119 160H121V159H119ZM36 161H37V158H36ZM38 162H40V161H38ZM38 162L36 164H39ZM111 163H113V162H111ZM96 166H98V165H96ZM102 168L99 167V169L102 171L101 173H103V171H104L103 174H105L106 169L104 170V168L103 169ZM115 168H116V166H115ZM110 169L112 170V169H114V167H112ZM55 171H57V170H55ZM45 172H46V175H45ZM55 173L56 172H54V174ZM25 174H26V176H25ZM38 175H39L38 176L39 178H42V176H40L41 175L40 172ZM87 175H89V173ZM22 181H25L26 183L30 182V185H29V183H28V186H27V184L24 185V183H22ZM112 181H113V179H112ZM36 184H38V183H36ZM133 185H135V184H133ZM145 185H147V187L148 186L151 187V189L150 190L149 189L148 190L141 189V187H143ZM130 187H131V185H130ZM139 187H140V189H139ZM39 189H38V191H39ZM30 190H29V192H30ZM48 190H49V192H48ZM31 191H33V189ZM38 191H37V193L39 194L38 195V197H39L41 194ZM50 192H52V193H50ZM57 192H55V194ZM37 193L35 194L36 196H37ZM58 194H56V195L59 196ZM131 194H132V192H131ZM125 196H127V195L125 194ZM3 197L9 198L8 204L6 206H3V204H2ZM27 199H28V197L26 198L25 201L29 200V199L28 200ZM34 199H35V197H34ZM56 199H58V197ZM36 200H34V201L37 203ZM121 200H122V198H121ZM32 205H34V204H32ZM23 206H24V203H23ZM3 207H4V209H3ZM34 207H35V205H34ZM29 209H31V208L29 207ZM122 209L124 210L123 207H122ZM18 211L14 212L13 214H16ZM11 212H13V211H11ZM13 214L11 213L10 215H13ZM23 215L24 214H22V216ZM35 215H37L36 218H35ZM6 216H7V214H6ZM15 216L13 215L12 218L15 219ZM22 216L20 215L19 218L20 217L22 218ZM40 216H42L43 218ZM19 221H20V219L17 221V223ZM11 222H13V224H14L15 221L12 220ZM31 222H32V224H31ZM10 224L12 225V223H10ZM15 224H16V222H15ZM15 226L17 227V224ZM22 226H21V228H23ZM7 227H9V226H6V228ZM16 227H14V228H16ZM24 229L26 231H28L26 229V227ZM24 229H23V231H24ZM29 230H31V229H29ZM121 233H119V234L121 235ZM126 234H122L121 236L124 237L123 235H126ZM30 237H27V238H30ZM165 237H167V236H165ZM0 239H1V237H0ZM48 239H47V241H48ZM125 239L126 238H124V240ZM146 239H148V238H146ZM148 240L150 241V239H148ZM27 241H28V239H27ZM26 242H25V244L27 246L28 243H26ZM31 243L29 241V245ZM40 243H41V247L39 246ZM2 244H3V242H2V240H0V245H2ZM26 246H24V247H26ZM51 247H53V246L50 245L49 250L52 249ZM203 248H206V251L204 250L205 251V253H204L205 257L203 255V253L200 254V251ZM4 250H5V247H4ZM4 250L3 249L1 250V248H0V251H4ZM19 251H20V249H19ZM212 251L217 253V255L222 256L223 259H224L223 255L227 254L226 255L227 257L225 258L226 261L223 262L224 260H221L222 261L221 262V261H219V259H221V258H218V259H217V257L214 258V256H212L210 254V252H212ZM3 254H7V253H3ZM45 254L47 255L46 252H45ZM165 254H164V256H165ZM207 254H210V255L207 257L206 256ZM43 255L41 257L44 258ZM49 256L50 255H47V257H49ZM189 256L192 258V255H189ZM25 257L23 258L24 260H25ZM51 257H53V256H50V258ZM190 257H189V259L191 260ZM204 258L206 261L203 262ZM45 259H46V257H45ZM195 259H194L193 263L195 262ZM215 259H216V261H215ZM32 260H33V262H32ZM41 260H44V259L41 258ZM190 262H192V260ZM43 263H44V261H43ZM193 263H190V264H193ZM195 264H197V263L195 262Z\"/></svg>",
    "mask_w": 264,
    "mask_h": 264
}]
</instances>
